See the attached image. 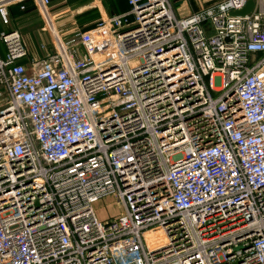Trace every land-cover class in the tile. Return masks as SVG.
<instances>
[{"label": "built area", "instance_id": "built-area-1", "mask_svg": "<svg viewBox=\"0 0 264 264\" xmlns=\"http://www.w3.org/2000/svg\"><path fill=\"white\" fill-rule=\"evenodd\" d=\"M32 1L51 51L0 32V264H264V0H128L67 41Z\"/></svg>", "mask_w": 264, "mask_h": 264}, {"label": "rangeland", "instance_id": "rangeland-1", "mask_svg": "<svg viewBox=\"0 0 264 264\" xmlns=\"http://www.w3.org/2000/svg\"><path fill=\"white\" fill-rule=\"evenodd\" d=\"M97 1L99 2V0H96L94 4H91V5L96 6L95 3H97ZM169 1L173 7L175 15L178 18L184 17L185 5L183 4V2L179 0H169ZM59 7H60V3L52 5V8H50V12L57 10ZM93 8H94L93 10H98L97 6ZM24 18L25 17H23V14H18L16 16L9 15V23L7 24L3 23L0 20V32L2 30H5V31L12 30V29L18 30L21 35L25 48L29 51V55L32 57H34L35 55H38L40 57L42 54V50L44 53V49H42L41 46L44 45L46 49L50 47L49 35L47 32L39 30L40 25L43 27L44 23L42 19L40 18L39 14L35 10L32 14V17L29 20H24ZM71 18H72L71 15L70 17L68 15H64L59 20L67 21V20H71ZM60 23L61 21L56 22L57 27L60 26ZM70 25L72 26L70 27V29L76 27V25L69 24L67 26L63 25L60 28L61 30L64 31V29H66V27H69ZM95 26L96 25L91 26L88 29H85L84 31H89L95 28ZM72 36H73V32L70 31L68 35L63 34L62 37L64 41H67ZM46 52L47 51H45V53ZM0 53L2 55L4 54V46L1 40H0ZM7 103H8L7 94L5 90L2 87H0V109L5 107ZM92 206H93L95 215L99 221L111 219L117 216L121 211V208L119 204L117 203L116 198L113 195H107V196H103L99 198L98 200L94 202Z\"/></svg>", "mask_w": 264, "mask_h": 264}, {"label": "crops", "instance_id": "crops-1", "mask_svg": "<svg viewBox=\"0 0 264 264\" xmlns=\"http://www.w3.org/2000/svg\"><path fill=\"white\" fill-rule=\"evenodd\" d=\"M95 1L96 0H90L86 5H84V2H83L82 4L77 5L75 8H72V7L68 6V5H66L64 7L61 6L57 10L51 12V15L55 16L56 22L57 21H61L60 26H58L59 28L62 27L63 25L67 26L69 24L76 25V27L77 26L80 27V25L77 23V18L75 16L77 14L79 15L80 13H83L84 10L91 9V8L97 6L98 10H96V11H97L98 16H99L100 19H103V18H105L106 16L109 15L104 1L103 0H99V2L97 1V3H95L96 6L95 5H91V4H94ZM179 1L183 2V4L185 5V14H184V17H185V16L191 14L192 12L198 11V10H200V9H202L204 7H207L209 5H212V4H214V3H216V2H218L220 0H179ZM32 5L34 7L33 2H31V1L27 2L26 6H27L28 10L22 11V12H18L17 7H15V6L13 7V5H11V6L8 7L9 15L16 16L18 14H23V17H25L24 20H29L32 17V14L34 12L33 7H31ZM118 14H120V13H118ZM64 15H68L69 17L71 15L73 19L71 18V20H67V21L59 20ZM70 27H72V26L70 25L69 27H66V29H64V31L62 30L64 35H68L69 32L73 29V28L70 29ZM39 30L43 31L41 25H40V29ZM2 31H5V30H2ZM42 49H44V53H43V50H42V54H41L40 57L38 55H35L34 57L30 56L29 55V51L27 50L28 51V58L24 59L23 62L26 63L27 65H29L30 61H32V60H40L42 57H44L45 51H47V52L51 51L52 47L50 45V47H48V49H46L45 46H44ZM0 55H2V54L0 53Z\"/></svg>", "mask_w": 264, "mask_h": 264}, {"label": "trees", "instance_id": "trees-1", "mask_svg": "<svg viewBox=\"0 0 264 264\" xmlns=\"http://www.w3.org/2000/svg\"><path fill=\"white\" fill-rule=\"evenodd\" d=\"M29 1L33 2L32 0H22V4L25 6V9L23 11L28 10L26 5L27 2ZM89 1L90 0H50L49 8H52V5L59 3H60V7L61 6L64 7L68 5L72 8H75L77 5H80L83 2L84 5H86ZM103 1L105 3L109 15L122 13L129 9L128 0H103ZM14 6L17 7L18 12H22V10L19 9V4H14L13 7ZM31 7H33V5ZM93 9L94 8L84 10L83 13H80L79 15L77 14L75 16L77 18V23L80 25L79 28L80 30L88 29L89 27L94 26L101 21L97 11ZM33 10L36 11L35 6L33 7Z\"/></svg>", "mask_w": 264, "mask_h": 264}, {"label": "water", "instance_id": "water-1", "mask_svg": "<svg viewBox=\"0 0 264 264\" xmlns=\"http://www.w3.org/2000/svg\"><path fill=\"white\" fill-rule=\"evenodd\" d=\"M253 8H254V1L253 0H248L245 3V5L243 6L242 9H240V10H231L229 12V14L231 16H243V15H246V14L250 13Z\"/></svg>", "mask_w": 264, "mask_h": 264}, {"label": "bare ground", "instance_id": "bare-ground-1", "mask_svg": "<svg viewBox=\"0 0 264 264\" xmlns=\"http://www.w3.org/2000/svg\"><path fill=\"white\" fill-rule=\"evenodd\" d=\"M156 236L157 237L161 236V233L158 231H154V230L146 233L147 239H149L151 237H156ZM160 240H163V238H161Z\"/></svg>", "mask_w": 264, "mask_h": 264}]
</instances>
